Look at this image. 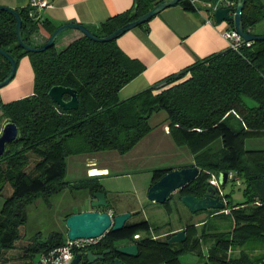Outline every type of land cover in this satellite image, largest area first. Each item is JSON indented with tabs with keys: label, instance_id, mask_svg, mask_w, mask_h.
I'll return each instance as SVG.
<instances>
[{
	"label": "trees",
	"instance_id": "1",
	"mask_svg": "<svg viewBox=\"0 0 264 264\" xmlns=\"http://www.w3.org/2000/svg\"><path fill=\"white\" fill-rule=\"evenodd\" d=\"M154 1L139 0L133 13L135 1L130 11L91 30L97 37L107 36L145 14ZM179 4L195 10L190 0ZM16 10L23 21L26 43L33 45L31 38L42 27L50 34L54 32L49 21L35 16L29 6ZM263 19L262 0H246L245 29L248 31ZM66 33L67 30L62 32L47 50L26 51L18 43L15 16L0 10V47L17 64L22 56L29 55L35 72L32 95L9 103L0 100V123L11 121L19 128L17 138L0 156V196L5 188H12L0 209V264H11L15 259L14 252L23 236L20 229L27 222V206L71 186L67 180L69 157L103 151L127 153L154 129L150 119L161 110L167 113L174 142L194 155L193 162L185 167L201 169L190 188L204 192L211 177L218 178L220 172L233 173L235 178L228 182L239 179L244 185L245 200L234 203L232 194H226L228 205L213 211L203 231L221 236L214 250L225 253L222 258H214L221 259V264H264V257L253 259L246 251L239 257H228L232 249L264 240V40L244 44L239 51L229 48L209 55L163 79L166 86L155 89L153 85L120 100L121 88L138 76L144 65L127 56L117 39L99 42L80 32L60 45ZM9 73L10 63L0 54V81ZM55 85L76 89L79 107L66 111L55 103L49 95ZM170 170H155L156 178ZM78 184L76 189H87L91 194L103 190L98 177L85 178ZM142 226L129 225L123 231L110 229L102 238L109 242L133 238ZM189 231L192 234L197 230L190 226ZM187 241L181 250H172L169 243L143 240L142 257L137 260L158 259L160 263L161 255H173L175 261L170 264H180L178 256L188 251ZM64 243L59 232H53L45 241L30 243L21 250V264H31L38 253L48 254Z\"/></svg>",
	"mask_w": 264,
	"mask_h": 264
},
{
	"label": "crops",
	"instance_id": "2",
	"mask_svg": "<svg viewBox=\"0 0 264 264\" xmlns=\"http://www.w3.org/2000/svg\"><path fill=\"white\" fill-rule=\"evenodd\" d=\"M136 0H50V5L39 12L41 20H48L49 26L55 29L67 23H81L90 29L98 27L101 23L110 19L111 17L130 11L134 6ZM159 0H155L153 6ZM264 3V0H262ZM195 10H188L181 4H175L163 9L157 15L152 17L148 22L137 26L117 39L119 48L130 58L140 61L144 65V70L126 84L119 91V99H127L156 83H159L169 75L178 73L186 67L194 64L195 62L212 55L214 53L224 52L229 49V42L224 37V31L228 29H235L234 23L223 21L217 23L209 13L205 11V6L202 2L195 0ZM0 5L8 6L13 9H20L29 6V0H0ZM152 6V7H153ZM65 34L60 45L66 44L74 36H78L81 32L77 29H69ZM248 31L255 35H264V19L251 27ZM82 33V32H81ZM49 31L42 27L36 35L31 38L34 46H42L45 44L49 37ZM35 85V72L32 66L31 58L29 55L22 56L17 65V72L13 80L0 89V100L3 103H9L17 99L30 96L34 93ZM164 129L160 134L154 135L156 127L144 138L152 136L156 141L149 152V156L153 157L155 153L163 152L171 159L169 162H159L158 165L151 164L150 168H145L150 172L149 183L144 185L143 190H136V201L133 200V205H129L127 209L119 212H135L142 209L140 204L147 195L149 187L153 184V179L150 182L151 176L157 169L172 168L180 169L193 162L194 155L185 147L178 146L170 132L169 124L164 120ZM3 125V124H2ZM164 146V149L163 147ZM146 155V154H145ZM144 155V157H146ZM148 156V157H149ZM157 156V155H156ZM155 157V156H154ZM70 158L73 162V167L78 169L84 178L88 177H106L111 173V166L108 162L100 157V152L94 154L75 155L68 158V173L70 171ZM148 160V159H147ZM146 159L144 162L146 164ZM92 170V171H91ZM93 174H99L91 176ZM103 192L107 194L108 200L109 190L105 184ZM87 190V189H85ZM91 197V193L87 190ZM149 199V198H148ZM153 202V201H152ZM156 203V202H155ZM156 208L155 210H157ZM101 210V209H99ZM117 210V209H116ZM86 211L81 209L78 212ZM101 211H110L102 209ZM208 211V210H207ZM200 211L195 213L192 220L194 224V233L188 231V251L179 254L180 264H185L183 256H195V264H221L214 257L222 258L225 251L217 250L215 256L212 254V246H215V241L221 236L217 232L208 231L204 233V229L208 227L207 222L210 221L213 211ZM76 212V213H78ZM226 212H228L226 210ZM74 213V212H72ZM202 217L198 220L201 215ZM153 228L156 225L151 224ZM183 227V225H182ZM190 233V234H189ZM151 234V233H149ZM148 236H152L153 234ZM212 240L214 241L212 243ZM185 247L184 243L173 244L174 250H181ZM239 249V248H237ZM234 250V249H232ZM231 250V251H232ZM230 251V252H231ZM244 250L240 249L239 257ZM213 256V257H212ZM234 257V258H235ZM161 258H165L161 255Z\"/></svg>",
	"mask_w": 264,
	"mask_h": 264
},
{
	"label": "water",
	"instance_id": "3",
	"mask_svg": "<svg viewBox=\"0 0 264 264\" xmlns=\"http://www.w3.org/2000/svg\"><path fill=\"white\" fill-rule=\"evenodd\" d=\"M182 0H159L149 11L139 18L129 21L113 33L97 37L92 30L81 23H67L57 27L50 35L48 41L42 46L36 47L26 43L22 35V18L16 9L8 6L0 5V10L8 11L16 18V34L19 45L30 52H41L51 48L60 34L69 29H77L84 35L99 42H109L118 39L125 32L148 22L152 17L157 15L163 9L178 4ZM204 4L205 11L215 19L217 23L223 21L233 22L235 30L244 38L246 42L264 40V35H255L247 31L243 24V8L246 0H197ZM139 6V0H136V5L133 13L136 12ZM38 16V13L35 14ZM0 54L5 57L10 63V73L2 81H0V88L9 84L16 75L17 61L6 50L0 47ZM167 85V81H161L154 85L155 89L162 88ZM49 95L52 100L57 103L62 109L66 111L75 110L79 107V93L72 87L55 85L49 90ZM70 98L67 99L65 96ZM19 134L18 126L11 122H5L0 128V156L5 153L6 147L12 143ZM92 171V170H91ZM201 169L197 166L183 167L174 169L166 173L161 179L155 182L148 189L147 196L149 200L157 203H164L176 190L182 189L187 184L196 179ZM99 175L91 173V176ZM228 172H220L218 175V187H225L228 183ZM182 202L192 211L197 213L200 211H207L210 209L224 210L228 205L227 201L221 199L217 194V188L210 185L203 198L194 195H187L182 197ZM91 203L93 207H104L110 211L101 210H86L69 215L66 219L67 235L70 240L76 239H98L102 237L107 231H120L123 229L127 220L132 216L130 212L113 215L111 213V203L108 200L107 194L103 191L93 192L91 195ZM186 239L185 231H180L176 235L169 238V243L182 242ZM117 250L125 255L137 256L139 249L137 244H130L118 247ZM105 252L102 254H95L88 251L85 254H77L71 264H98L97 261L104 258ZM115 264H123L120 260H115ZM31 264H42L41 261H32Z\"/></svg>",
	"mask_w": 264,
	"mask_h": 264
},
{
	"label": "rangeland",
	"instance_id": "4",
	"mask_svg": "<svg viewBox=\"0 0 264 264\" xmlns=\"http://www.w3.org/2000/svg\"><path fill=\"white\" fill-rule=\"evenodd\" d=\"M40 12L42 14L43 9ZM166 117L167 113L165 110H161L152 115L150 121L151 124L156 127L154 135H161L160 132H162L164 129V120L166 119ZM1 127L2 124L0 123V128ZM155 145L156 141L152 135L143 138L133 149L124 154H121L117 151L100 152V157H102L104 161L110 164L111 173L106 177H98V182H100L101 184L104 183L106 188L109 190V197L112 200L111 202L114 204L117 211H123L127 209L129 205H133V200L136 201L135 191H142L144 185H147L149 183L150 177L148 174H150L152 170H145V168H150L152 163L158 165L159 162H165V160L167 159L168 162L171 160L167 158L168 155L163 152L155 153V155H152L153 157L149 156V154H151L149 150L154 148L153 146ZM162 147L164 149V146ZM144 155L146 157H144ZM71 159L73 158H70V171L67 174V180L70 182L71 186L62 189L61 191L53 194L47 199L38 198L27 206V222L20 229L23 236L18 241L17 250L16 252H14L15 259L11 261V264L22 263V260L19 259V256L24 246H27L30 243L45 241L53 232H59L63 234V238L65 241L69 239L67 235L68 229L66 225V219L67 216L72 212L76 213L81 209H107L104 207H93L91 203V197L88 194L87 190L75 188V186L79 185L78 183L83 180L85 175L82 174L78 169L73 167V162ZM145 159L147 161L146 164L142 163L145 161ZM212 179L213 177H211L210 179V184ZM221 190H223L226 194H232V200L234 203L242 202L245 200V196L243 193L244 185L241 183V181L236 180L234 183L228 182L225 187L221 188ZM11 193L12 188L10 186L5 188L3 195L0 196V209L3 206L5 199ZM140 204L142 205L141 207L143 210V214L135 215L129 221L133 222L146 218L150 221L151 224L159 225L169 222L172 219V217H169V215H167L165 211L160 209L161 206L159 204L152 202L148 198H144V200H141ZM156 208H158V210L154 213ZM175 208L179 210L180 215L178 214V218L173 219L174 226L172 228L164 227L162 231H157L151 234L156 235L162 232L165 233L170 229H178L186 223V221L188 220V211L180 203L178 205H175ZM210 210V212H212L216 211L217 209ZM201 217L202 215L197 219L199 220ZM142 234L144 235L143 232L141 233V235ZM213 235L217 236V234ZM213 242L214 241L212 240V243ZM240 249L246 251L248 255L253 259L264 257V240L260 239L258 241L245 243L243 246L239 247V249L232 250L229 253L228 257H235L239 255ZM212 252L216 253L213 246ZM41 259L42 254L38 253L35 256V261L38 262L41 261ZM183 261L185 262V264H195L196 262L195 256L192 255L183 256Z\"/></svg>",
	"mask_w": 264,
	"mask_h": 264
},
{
	"label": "flooded vegetation",
	"instance_id": "5",
	"mask_svg": "<svg viewBox=\"0 0 264 264\" xmlns=\"http://www.w3.org/2000/svg\"><path fill=\"white\" fill-rule=\"evenodd\" d=\"M170 171H168V172H170ZM164 175H162V177ZM162 177L156 178L155 171H154V173L151 176L150 182L153 179V184H154L155 182H157ZM192 182L187 184L182 189H179V190H176L175 192H173L171 194V196L169 197V199L166 200V202H164V203H157L156 202L157 204H159L161 206L160 209L165 211L166 214L169 215V217H172V219L169 222L156 225L155 228L152 227L150 221L147 220L146 218L140 219L138 221H133V222L129 221L135 215H142L143 214V210L142 209L138 210V211H135V212H130V211L119 212V211L116 210L114 204L112 202H110L111 203V213L113 215H119V214L126 213V212H130L132 214L131 218L126 221L123 229H121L120 231H123L129 225H134V224L135 225H137V224L138 225H143L142 227H144V228L140 231V233L134 235L133 238H126V239H123V240H118V241H113V242H109V241L103 240L102 237L106 234L105 233L102 237H100L98 239H93V242L90 245V246H92V245L93 246L91 248L87 247V249L85 251H82L79 254H85L88 251H92L93 253H95L97 255V254H102V253L105 252L104 258L97 261L98 264H115L114 263L115 260H120L121 262H123V264H128V263L129 264H131V263L132 264H170V263H173L175 261V257L173 255L171 257L166 255L165 258H163L161 261L159 260L160 263H158V259L150 260V261H147L145 259H142L141 261L137 260L140 257H142L141 256V250L142 249H141L140 243H141V241L146 240V239L147 240H153V241H156V242H159V243H165V242L169 243V238H171L172 236L176 235L178 232H180L182 230L185 231L186 239L184 241H182V242H174V243H169V244H171V247H172L173 244L184 243V242H186L188 240L189 227L190 226H194L192 220L194 218L195 213L190 211V209L182 202V197L187 196V195H194V196H197L199 198H203L205 196L207 188L209 187L208 186L205 189V191L202 192V193L195 192L193 190V188L189 187ZM216 188H217V194L220 195L221 199H223L224 201H227L226 196H225L226 193L223 190H221V188H219L218 186ZM145 196L147 197L146 194H145ZM179 203L182 204L185 207V209L188 211V220L183 225V227L178 228V229H170L169 231H166L165 233L162 232V233H159V234H156V235H152V236L149 237L148 236L149 233H154V232H157V231L160 232V231H162V229H164V227L165 228L166 227H171L172 228L174 226L173 225V219L174 218H178V216L180 215L179 210L175 208V205H178ZM160 209H159V211H160ZM157 210H155L154 213ZM190 213H192V214H190ZM198 213H200V212H198ZM142 232L144 233V235L143 234L141 235ZM130 244H137L138 249H139V253H138L137 256L125 255V254H122L121 252H119L117 250L118 247L130 245ZM172 250H174V249L172 248ZM133 259H136V260H133ZM34 260H35V257L32 258V261H34Z\"/></svg>",
	"mask_w": 264,
	"mask_h": 264
},
{
	"label": "built area",
	"instance_id": "6",
	"mask_svg": "<svg viewBox=\"0 0 264 264\" xmlns=\"http://www.w3.org/2000/svg\"><path fill=\"white\" fill-rule=\"evenodd\" d=\"M191 3L194 5L195 0H190ZM50 5V0H29V7L32 9V13H38L42 9L47 8ZM197 10L199 8L195 5ZM37 16V17H38ZM224 37L229 42V48L239 51L244 44H250V42H246L244 38L235 30V29H228L224 31ZM235 178L233 173H229L228 179L233 180ZM216 180V181H215ZM237 181H240L237 179ZM211 185L218 186V178L214 175L213 179L211 180ZM93 242V239H76L70 240L67 239L65 243L52 250L48 254H43L41 263L42 264H71L73 258L85 251L87 247H89Z\"/></svg>",
	"mask_w": 264,
	"mask_h": 264
}]
</instances>
